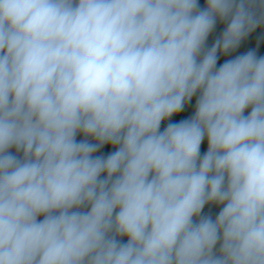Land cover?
<instances>
[{
	"label": "clouds",
	"instance_id": "1",
	"mask_svg": "<svg viewBox=\"0 0 264 264\" xmlns=\"http://www.w3.org/2000/svg\"><path fill=\"white\" fill-rule=\"evenodd\" d=\"M0 264H264V0H0Z\"/></svg>",
	"mask_w": 264,
	"mask_h": 264
}]
</instances>
